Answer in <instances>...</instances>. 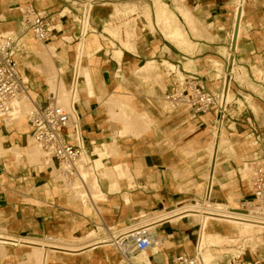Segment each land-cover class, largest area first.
Returning <instances> with one entry per match:
<instances>
[{
	"label": "bare ground",
	"instance_id": "bare-ground-1",
	"mask_svg": "<svg viewBox=\"0 0 264 264\" xmlns=\"http://www.w3.org/2000/svg\"><path fill=\"white\" fill-rule=\"evenodd\" d=\"M245 1L246 0H234L233 24L231 29L228 30L229 44L226 46H222V56L228 57L238 50L240 37L243 32ZM155 8L156 22L159 25H163L164 35H166L168 38L173 39L174 43L177 42V44L184 45L188 49L194 47V43L190 41L191 38L189 39V32L185 27V24L189 27L193 36V34H196V32H198L201 28L202 21L199 20L189 8H186L185 3L180 4V6L178 7L179 14H181V16L183 17L184 23L180 20L179 16L169 8L168 4H166L162 0H156ZM10 9L22 10L24 9V7L12 2ZM128 15L130 14L128 13ZM146 17L151 23V14L146 13ZM22 18L24 19V17ZM22 18H19L17 23L20 30L25 29L24 25L21 23V21H23ZM72 18L79 19L77 15H72ZM83 24V30L89 28V18H87ZM128 25L129 22L127 26ZM61 27V24H57L54 26L55 29H59ZM202 29L204 28L202 27ZM105 30L104 31L106 33L112 35L111 38L117 37L118 40L119 35L117 36V32L119 30L115 31L108 27ZM130 30L132 31L133 29ZM206 30L207 29H205L204 32H207ZM1 32L12 33L13 31H11L10 29H2ZM126 32L127 35L132 34V32H130L129 30ZM200 32H198V34ZM195 34L194 36H197V34ZM132 35H134V32ZM206 35L207 33H205V36ZM202 37H204L203 33ZM67 38H69L70 40L72 39V37ZM67 38H65L64 36V39L67 40ZM96 38L97 33L95 32V30H91V33L89 34V41H92ZM129 38L131 37H127L126 40ZM106 41L107 43L109 41L110 44L112 43L113 45V42L111 40L106 39ZM119 42H121L128 51L132 49V45H130V42V44L124 40H120ZM78 47L80 51L78 57L76 58V61H74L75 76L73 75V82L71 83L73 84L72 89L68 87L67 74L65 72L67 60L60 55V52H64V54H66L63 49L58 50L54 46L49 47L46 45H42L33 36H27L26 39L23 38L18 42V53L16 55V58L19 64V69L22 72L25 81L27 83L29 82L31 85L29 83L28 84L34 89L39 88L40 90H43L42 87L45 85L47 87V91H51V93H54L58 100V103L64 106L76 120L78 124L79 143L84 147L83 153L77 163L78 169L80 171L79 177L76 179H68L60 171L58 163L54 159L45 156L39 149V147L33 143L30 136L28 138V136H25L23 134L21 135L20 143H8L6 134L12 132L14 129L18 130L19 132H29L27 113L35 106L34 99L36 98V96L33 91H31V96L14 101L13 109L9 114L0 116V159H3L4 157H8L10 155L13 157L12 160L15 161L14 164L19 167L24 166L26 163L29 165L39 166L41 170L48 172L51 178H53V182L55 183L58 191L61 194L64 192H68L71 202H74L76 199L79 200L80 204L77 205V208H81L89 214L91 213V210H93L94 213L100 214L103 210V202L106 201V197H102V184L105 181L109 184L111 191H113L114 189H116L117 191H121V180H125L127 191L123 192L122 196L123 200L127 204L131 203V191L140 188V186H145V188H147V185L145 183H141L140 181V177L142 176L141 170H135L133 171L134 174H132L131 170L129 169V163L127 161L122 162L116 160V162L114 163L110 161L111 158H125L126 156L125 153L121 152L116 141L107 140L96 145L94 149L96 157L94 159L87 154L80 128L81 114L78 105L81 99V92H87L90 94V96H96V98L99 100L102 98L100 101L102 104H105L107 106L109 112L108 114H110L111 116V121H117V123L120 124V137L128 135H132L138 138L141 137L143 134L150 130L155 116L152 114V112H150L148 108H144L143 110L138 111L126 100L127 95L133 94L125 84L120 83L117 90L115 89L112 92H107L106 83L102 77V74L90 68L85 69V66L83 65V60L86 53L85 41H82ZM96 49L97 48H95L94 50ZM20 52H23L25 54L27 53V58H29L31 54H33L35 56L33 57L35 59V62H30L22 59ZM114 53L116 58L120 62L121 58L123 57V50L119 49ZM55 58L61 59V66H58L56 64ZM154 60L147 61L142 67L134 70L133 76L136 79L140 80L141 83L145 85L149 84L151 87H157L161 90V92H165L167 90V86L163 79V74L159 72L161 66H164L166 68V73L168 76L171 73H176V82H179L181 84L183 83L186 76L183 72L180 71V69H178L179 66L177 67V65L173 61L164 58L163 60L161 59L162 62H160V65H158ZM214 64V66L217 68L218 74L225 77L226 83H228L226 72L225 70H223L224 65L221 63L219 64V62H215ZM31 67L39 72L40 77H36L29 72L28 68ZM253 69L255 75H261V72L259 73L256 66H254ZM242 72V67H234L235 75ZM97 86H99L100 90ZM225 101H232L230 93L225 95L224 103ZM161 107L163 110L169 108L166 102H164L163 100ZM256 109L257 107L254 108V110ZM229 126L233 129L236 128V125L233 123ZM222 130H224L222 127L218 129V131ZM218 131L215 130L214 138L211 141L207 138V140L202 142H194L195 145L199 146V150L194 149V146H191V149H193L190 150V152H194L193 157H191L190 159L192 161H195L199 165L198 169L201 170V172H199V175L206 176L213 184H215V182L217 181L221 182V179L223 180L227 178V176H232V173L229 174V172H237V164L235 163V160L237 159L233 157L236 150L231 141L224 138ZM69 132L70 134H72V128L69 129ZM199 153H203V155ZM222 153L226 155V159L224 160H221L220 158V155ZM245 163L246 162L244 161V159L241 160L240 170L243 174L241 177L243 181H247L250 175V168L246 166ZM205 167H207V172L204 171ZM222 168H224V175L218 178L216 176V172L218 170H222ZM193 177L190 176V174H187L186 176H183V179L187 181V183H191L193 186H196V184H198L199 182L193 179ZM211 185V183L208 185V198L206 200L201 199L199 196L192 198V202H188L190 200L186 201L185 199L181 201L180 205L169 207V204L158 213H153V211L147 212L141 210V212L139 213L140 219L138 220V223L150 225L149 229L152 233L153 240L148 250L134 256L133 262L135 264H151V254L161 260V252L163 249H165V246L168 245L167 250H169L172 248L169 245L172 244L174 245V247H176L177 245L173 243V232L179 230L181 231L183 229L184 230L182 233L186 238L182 239V241H180L178 244H184L185 251L188 250V252H191V255H196L198 253L201 258V264H211L212 262H214L212 261V259H214L215 253L222 251L223 247L228 244V240L235 235L245 238L247 236L248 240H236V242L232 244V247H236L235 249H237V254H234L232 256L239 255L241 249L245 246H250L253 250H256L258 247L264 245V242L259 240L263 238L262 234H264V229L262 227L254 225L252 222L247 220L228 219L226 215L229 210L231 212H239L237 200L233 196L231 197L229 202L224 199L218 198L219 195L216 192L214 193L215 187H212ZM212 195L215 199H211ZM183 212H188V219H181V214ZM211 213L215 214L210 215ZM246 214L247 212H243L242 216ZM166 224L171 226L172 230V232H169L167 234H165V229L167 226ZM122 225L125 226L126 224ZM100 230L105 231L102 236L97 235ZM188 234L196 235L198 240L197 247H194L192 240L187 238ZM252 234L261 235V238H256L257 241L254 242V238H249V236H251L252 238ZM69 235H67V237H42L37 233H34L26 236H18L13 234L12 232H9L6 228L5 230L3 228L0 229V256H8L9 253L7 252V249L8 247H11L13 248V253L10 255H12V259H14L17 256L14 254L15 250H17L18 248H29L31 250L23 251V259L19 260L21 264L25 262H35L37 264H55L53 262V259H58L56 256L58 254L79 253L84 250L85 253L91 255L94 249H97L99 247L98 244L103 243V241L105 240L111 241L113 239V235L111 232H109V229L107 231L106 228L104 229L101 226H97L96 230L94 231L88 230L83 234L80 233L71 236ZM14 239L18 240L15 246L13 244ZM165 262L167 261L163 260L164 264L169 263V261L167 263ZM9 264H13V261H11Z\"/></svg>",
	"mask_w": 264,
	"mask_h": 264
},
{
	"label": "rangeland",
	"instance_id": "rangeland-1",
	"mask_svg": "<svg viewBox=\"0 0 264 264\" xmlns=\"http://www.w3.org/2000/svg\"><path fill=\"white\" fill-rule=\"evenodd\" d=\"M28 1H31V0H0V12H2L3 10H7L8 12H5V14H4L6 17L12 15L13 17H18V19L22 18V14H21L20 10L13 9L12 11H9V8L11 7L12 2L17 3L18 5L24 7ZM35 1L36 0H34V3H35ZM54 1L55 0H53V2ZM56 1L59 5L60 4H62V5L56 12H52L51 16H52V19L54 20V26L57 24L62 25L61 28L57 29L58 31H62V32L60 33L59 37H57V39H55L49 45H46V46H49V47L54 46L56 49H58V50L63 49L66 52V54H64V52H60V55L63 56L64 58H66V60H67L65 72L67 74L68 87L70 89H72V86H73V84H71V83L73 82L72 79L75 76L74 75L75 74L74 73L75 72V62L74 61H76V58L79 55L80 49L78 46L82 41H85V47H86V53H85L84 60H83V65L85 66V69L90 68V69H93L99 73H101L99 69H103V70L110 69L109 74H106V76H107V79L109 80V82H108L109 86L112 85L113 90L117 89L118 81H122V83L126 85V81H125L124 76L122 74H120L119 72L116 75V63L115 62H117L119 64V66H121L123 57H122L121 63H120L118 61V59L116 58L114 52L116 50H119V49H122L124 52L128 51L126 49V47L124 45H122L121 42H119L120 40H124L128 43L130 42L131 44L130 43L129 44L132 45L131 46L132 49L129 51L135 52V49H136V44H135L136 29L138 30L137 21H139L137 19L138 16L139 17L141 16V19L143 21H144V17H145V19L148 22L147 27L152 32H155V30H156L155 25H158L155 23L156 22V18H155L156 0H150V1L149 0H95L97 2V4L95 5V7L92 10L91 18H90V16H88L89 6H87L85 17H83V18L80 17L82 15L83 10H82V7H80L78 4H80V3L83 4L84 3L83 0H73V1L77 2V4L74 6H70L66 2V0H56ZM162 1L165 2L164 0H162ZM173 2L176 4V10H177L178 4H182V3L184 4V0H173ZM40 3L36 1V5L38 7H42L43 5H45L46 0H41ZM150 3H151V5H150ZM165 3L168 4L167 1ZM121 6H123V7H121ZM169 8L171 9L170 5H169ZM186 8H189V7H187V5H186ZM70 9L72 10V12L70 11ZM119 9L121 10V12ZM130 9H131V11L132 10H134V11L131 12ZM171 10H173V9H171ZM176 10H173V11L176 12ZM177 12H176V14L178 16L179 15L181 16V14H179L178 10H177ZM128 13L130 15H128ZM135 13H136V15H134ZM146 13L151 14V23L148 21V18L146 17ZM60 14H62V15H60ZM66 15H68V16H66ZM72 15H77L79 17V19L72 18ZM60 16H66L65 18L62 19L63 24L59 21ZM96 16L103 18L104 19L103 24L105 23L99 29L96 28L92 23V20ZM180 16H179L180 20L184 23L183 17L182 16L180 17ZM87 18H89V24L90 25H89V28H86L85 30H83V27H84L83 23L85 22V20ZM72 19L73 20L75 19V21H78L79 23L75 24ZM22 20L23 21H21V23L25 27L24 30H20L19 27L17 29H10L11 31H13L14 34L17 32H21V40L23 38L26 39L27 36H32L31 33L27 29V24H26L25 20L23 18H22ZM128 22H129V25L127 26ZM107 27L112 29V30H115V31L119 30L117 32L118 33L117 36L119 35L118 40H117V37L111 38L112 35H110L109 33H106L107 31L105 29ZM140 27H142V26L139 25V28ZM158 27H159V30L163 33V25L160 24V25H158ZM185 27L188 29L189 35H192L191 30L189 29V27L186 24H185ZM202 27L204 29H202ZM130 29L134 30V31L132 30L134 32V35H132L133 32ZM205 29L206 28L204 27V24L202 22V26L198 31V32H200L203 30L202 32L199 33L201 35V37L198 34V32H196L198 37L194 36L195 33L193 34V37H195V38H206L208 40H213L214 37L207 30H206L207 32H204ZM1 30H2V28H0V32H1ZM91 30H95V32L97 33V38L92 40V41H89V34L91 33ZM128 30L130 32H132V34L127 35L126 31H128ZM243 30H244V26H243ZM202 33H203L204 37H202ZM205 33H207L206 36H205ZM208 34H209V36H208ZM163 35H164V33H163ZM64 36H65V38L72 37L73 41H72V39L70 40L69 38H67V40L64 39ZM164 36L166 39H168V40L170 39L169 41L174 44V45H172L173 47L176 46L181 51H184V52L189 53V54H193L194 51H197L196 53H200V55L199 56L197 55V57L195 59L190 57V58H186V59H182V60L180 59L181 61L179 60V62L177 60L174 61L173 59H170V58L175 57L173 55H171L169 57H167V56L161 57L162 60L165 58V59L173 61L177 65V67L179 66L178 69H180V71L183 72L184 74L186 71H201V73L204 75L205 79H209V78L213 77V74H212L213 70L211 71L209 68H213V65H215L214 64L215 62H217V63L219 62V64L221 63L224 65V63H222L218 58H213V57H206L205 58V56L208 54V53H206L207 48H200L198 50V48H197L198 45L194 44V47H192L191 49H188L184 45H179V44H177V42L174 43V40L171 38H168L166 35H164ZM62 37L64 40L62 39ZM82 37H83V39H82ZM127 37H131V38L127 39L128 40L127 41L126 40ZM106 39L111 40L113 42V45H112V43L110 44L109 41L107 43ZM190 41H191V39H190ZM95 48H97V49L94 50ZM87 51H89V52H87ZM220 51H221L220 54H223V49H221ZM20 54H21L22 59H25L26 61H30V62L31 61L35 62V59L33 58L35 56L33 54H31V56L29 58H27V55H28L27 53L25 54L23 52H20ZM199 58H202V59L196 61ZM161 59H157V58L146 59L142 63H140L141 65H139L138 67L133 69L132 73L134 70L142 67L147 61L154 60L158 65H160V62H162ZM224 60H225V58H224ZM225 61H226L225 64L227 67V60H225ZM55 62L58 66H61V64H62L60 58H55ZM185 64L189 65V67L186 68ZM226 67L224 65L223 70L224 69L226 70ZM237 67L238 66L236 65V68ZM257 68H258L259 73L261 72L260 73L261 75L257 76L254 73L255 78L260 80V81H264V74H262V73H264V70L260 69V67H257ZM28 70L34 76L40 77L39 72H37L34 68L31 67V68H28ZM126 71H127V73H125L126 78L127 79L130 78L128 80H132L133 82L136 81L138 85L141 84L140 80L136 79L133 76H130L129 70H126ZM159 72L161 74H163V79H164L165 84L167 86V90L165 92H163V96H162V100H164L163 99L164 94H167L173 88L174 82L176 81V77H175L176 73H171L170 74L171 76L170 75L168 76L166 73L167 72L166 68L164 66H161V69ZM185 76H186V74H185ZM245 76H246V72H245V70H243L242 73H237L234 76L235 77L234 79H236L238 81H242V79ZM116 77L118 79L117 83H116ZM147 86H150V85L147 84ZM42 89L43 90H40L38 88L35 90H40V91H43L42 93H47V94L51 93V91L50 92L47 91V87L45 85L42 87ZM249 89L250 90L245 91V93H241V92L237 93L236 89H234V88L232 89V91L230 92L232 101H230V102H233V103H232L231 107H229V115L228 116L237 115L241 111H244V112L248 111L249 115H251V116L254 115L256 117L260 116L264 113V89H262L261 91L258 90L257 88L253 89V88L249 87ZM112 91H110V92H112ZM33 93L36 96V93L34 91H33ZM248 94H252L253 96L251 97ZM87 95L90 96V94L87 92H81L80 102H81V100L83 102L85 100L84 96L86 97ZM87 99L90 100L89 103H94L95 100H91V99H96V96H90ZM96 100L98 102H100L99 99H96ZM80 102H79V104H80ZM237 102H238V104H237ZM256 107H257V109L254 110V108H256ZM93 109L99 111V114L106 113V111L108 110L106 108V106L103 105L102 103L98 106L96 104H94ZM142 109H140V110H142ZM159 110L164 112V113L169 112V114L166 113V115L170 116V117H174L173 121H183V123H180L178 126L179 127L182 126L184 129V132L186 131L184 133L185 134V138H184L185 157L183 158L184 159V165H183L184 171L182 173V178H180L179 181H177L179 183H182V185L184 186L183 187L182 185H178V189L180 191H184V193H188L187 196L189 198L193 197V196L194 197H197V196L204 197L205 194L207 195L208 185L211 183L212 184L211 186L215 187L214 193L216 192L219 195V197L218 196L217 197L224 199L227 202L230 201L232 196L236 198L237 196H240L239 194L247 193V189H248L247 188V181L246 180L243 181L241 179V177L243 175L241 173V170H240L241 160L244 159V155H246L245 151L247 150L248 147H250L248 145L251 142V140L253 142L255 140H257L258 145L260 146L262 143V140H263V135L260 137H257L259 135V132L252 134V131H249V134H251L253 136V138L251 140L247 141L244 138V136L247 134V133H244V131L246 129V125H245L246 123L241 121V120L237 121L235 124L236 129H232L230 127L233 130V131H231L229 128V125L232 124V120H230L229 122H226V119H227V117H226L224 120L225 121L224 128H223L224 130L218 131V132L221 133V135L224 138L230 140L232 145L234 146V148L236 150L233 157H235L237 159V160H235V163L237 164L236 165L237 166V169H236L237 172L231 171V172H229V174L232 173V176H230V177L227 176V178H225L223 180L221 179V182L217 181V182H215V184H213L206 176L199 175V172H201V170L198 169L199 165L195 161H192L190 159L191 157H193V153H194V152L193 153L190 152V150L193 149V148L191 149V146H194V149H196V150L200 149L199 146L195 145L194 142H200V141L202 142V141L207 140V138L210 141L213 140V138H214L213 134L215 132L214 122L216 120L215 114L212 113L211 115H208V116L199 117V116L190 115V113L188 111H186L185 109L177 110V111H176V109L172 110L169 108L168 109L166 108L165 110H163L162 107L153 109V111L155 113H158ZM171 111H174V112L170 113ZM108 115H109L110 120H111L110 114H108ZM201 119H206L204 121L205 125L202 124L201 126H199V124L202 121ZM115 125L120 126L119 123H115ZM172 125L173 124H169V126H172ZM174 125H175L174 127L176 128V124H174ZM80 126H81V121H80ZM81 132H82V130H81ZM23 134L25 136H28V138H29V134L27 131L19 132L18 130L14 129L12 132L7 133L6 137L8 139V143L9 144H11V142L20 143L21 142V135H23ZM118 137H119V135L116 134V132H115V134L113 136H111L108 140L114 139L117 142ZM82 139L84 140L83 136H82ZM84 143H85V141H84ZM98 144H100V142H97L93 145V152H94L95 146ZM84 145H85V148H86V146H88L87 143H85ZM117 145H118V143H117ZM258 145L252 146L250 148L259 147ZM238 152H241L242 154L240 153L241 154L240 155ZM87 154L90 155L88 152H87ZM199 154L203 155V153H199ZM225 156L226 155L224 153H222L220 155L221 160L226 159ZM12 158L13 157L9 155L8 157H4L3 159H0V169L1 170L5 169V170L0 171V174L1 175L3 174L1 179L6 180L5 182H8V185L13 186L12 189H6V193L9 197H11L12 199L15 200V203H18V202L20 203V201H24L22 203H23L24 208H25V211H24V215L26 217L25 222L28 223V224H26V227H32L33 229H35L34 224L36 223V220H43V219H45L46 215H55V214L58 215V214H60V212H62L60 215L63 218V227H62L63 231L65 229L71 231L72 226H73L72 230L75 232L74 234H80V233L83 234L88 230L94 231V230H96L97 226L98 227L101 226L104 229L106 228L107 231H108V229L114 228L115 223H109L108 224L106 222V220L102 217V212L100 214L99 213L97 214V213H94L93 210H91V213L89 214L85 210H82L81 208H77V205L80 204L79 200L76 199L74 201V203H72L70 201V195L68 194V192H64L61 194L58 191L55 183L53 182V178H51V176L49 175L48 172L41 170V168L37 165H29L27 163L24 166L19 167L16 164H14L15 161H13ZM91 158H93V159L95 158V153H94V156ZM123 159H124V157L123 158L122 157H115V158H111L110 161L113 163L116 162V160L126 162ZM129 169L131 170V173L134 174L133 173L134 170L131 169L130 165H129ZM138 169L140 170L139 167H137L135 170H138ZM206 169H207V167H205V169H204L205 172H207ZM227 173H228V171H227ZM187 174H190V176H192V177L194 176L193 179H195L199 183L196 184V186H193L191 183H187V181H185L183 179V176H186ZM222 175H224V168H222V170H218L216 172V176L218 178H220V176H222ZM175 185H176V183H175ZM215 185H217V186H215ZM227 188H228V190H227ZM139 189H148V187L145 188V186H142ZM233 189H235V190H233ZM175 190L177 191V188ZM21 192H24L25 195H27L28 197L17 198V196L20 195ZM187 196L181 198L180 200L177 199L173 203H168V204L162 205L160 207L145 208V209H143V211H147V212L153 211V213L154 212L158 213V212L162 211L164 207H167V205H169V204H170L169 207H175L177 205H180L181 201H183L185 199H186V201L189 200V198H187ZM190 199H192V198H190ZM211 199H215L213 195H212ZM124 203H125V201L123 200V204ZM124 205L128 206L130 204L125 203ZM61 207H68L69 209L73 210V212L70 210H67V209H63ZM66 211L69 213H65ZM139 213L135 214V216L131 217L130 219L122 220V221H120L116 217V225L125 224L129 221H132V219H134L135 217L139 218ZM17 214H18V212L16 211L15 207L8 208V210L5 212V217H0V229L4 228V230H5V228H6L8 231L15 229L17 226L16 225ZM19 215H22V212H20ZM166 225H168V224H166ZM168 228H169V230H171V226L168 225ZM104 233H105L104 230H100L97 233V235L102 236ZM31 234H34V233H31ZM252 235H253L252 238H251V236H249V238L250 239L254 238V240H253L254 242L257 241L256 238H258V237L261 238L260 237L261 235H256V234H252ZM23 236H26V235H23ZM40 236H42V235H40ZM42 237H44V236H42ZM262 237L263 238H261L259 240L264 242V240H263L264 234H262ZM182 238H183V235H181V234H178V235L175 234L174 235V238H173L174 242L173 243L177 244V246L174 247V245H172V244L169 245L170 247H173V248H171L168 251V254L172 255L175 253L176 250H179V252L182 253V251L184 250V244L178 245V242ZM189 239L192 240L193 246L197 247L198 240H197L196 235L191 234L189 236ZM239 239H247L248 240V237L246 236V238H245V237H240L238 235L231 237L228 240V244H226L224 246L225 248L223 247L222 251L215 253V257H214V259H212V261H214V262L211 261L212 262L211 264H217L216 263L217 260H222L224 257V253H229L230 255L237 254V249H235L236 247H232V244L234 242H236V240H239ZM248 243H250V242H248ZM167 246H165L166 249L168 248ZM227 246L229 247V249ZM105 247H109V245L107 244V245H105ZM18 249H20L21 253H23V251L31 250L29 248H18ZM234 249H235V251H234ZM163 251H164V249L162 250L161 255H164ZM7 252L9 254H12L13 248L8 247ZM233 252H235V253H233ZM260 252H264V246L261 248ZM185 253L190 254L191 252H188V250H186ZM71 254H76V253H71ZM151 255H153V254H151ZM20 256L21 255H19V256L17 255V257L12 259L13 264H21L20 261H18L16 263V258H19V260L23 259ZM1 257H3V256H0V258ZM217 257H218V259H217ZM5 262L6 261H4V264H5ZM53 262L55 264H59L58 259H53ZM31 263L37 264L35 262H31ZM31 263L25 262L23 264H31ZM165 263H167V262H165Z\"/></svg>",
	"mask_w": 264,
	"mask_h": 264
},
{
	"label": "crops",
	"instance_id": "crops-1",
	"mask_svg": "<svg viewBox=\"0 0 264 264\" xmlns=\"http://www.w3.org/2000/svg\"><path fill=\"white\" fill-rule=\"evenodd\" d=\"M36 1L40 3L41 0H36ZM36 1L34 3V0H31L28 1L27 3H32L35 6V8L38 10L46 9L50 13L56 12L62 5V4L59 5L56 0L54 2L53 0H46L45 5H43L42 7H38L36 5ZM164 1L168 2L171 9L176 10V4L173 2V0H164ZM184 3L185 5H187V7H189V9L194 13V15L203 22L204 27L214 37L213 40H208L206 38H195L192 35H189V38H191V41L194 44L198 45L197 46L198 50L200 48H207L206 53L208 54L205 56V58L206 57L218 58L222 63H224L226 67L225 64L226 61L224 60L223 56L220 54L221 53L220 50L223 49L222 48L223 45L226 46L229 43V40L226 37V32L231 29L233 24L234 0H184ZM179 6L180 4H178L177 6L178 11H179L178 9ZM12 10L13 9L9 8V11ZM2 12H0V28L17 29L18 17H13L12 15L6 17L4 14L5 12L8 11L3 10ZM134 15H136V13ZM137 19L139 21H137L138 30L136 29L135 52L123 51L124 56L123 59L121 58L122 65L119 66V64L115 62L116 75L119 72L124 76L126 81V86L133 94V95H127L126 100L138 111H141L140 109L142 108L143 109L148 108L153 113L155 118L150 130L147 131L145 134H143L141 137L138 138L132 135H128L124 137L119 136L117 138V143L121 152L126 154L123 160L129 163L131 169L135 171L137 167L140 168L142 173V176L140 177V181L143 184L145 183L148 189L138 188L131 191L130 193L131 203L130 205L125 206L123 204V196H122L123 192L127 191L125 180H121V191L118 192L116 189L111 191L109 184L106 181L102 184V191H103L102 197H106V201L103 202L104 204L102 210V217L106 220L108 224L115 223V225H116V217L120 221L127 220L135 216V214L139 213L141 210L145 208L160 207L168 203H173L177 199L180 200L181 198L188 195V193H184V191H180L178 189V185L182 183L177 182L179 181L180 178H182V173L184 171L183 158L185 157V152H184L185 134H183L184 133L183 127L178 126L180 123H183V121H173L174 117H170L166 115V113L169 114V112L164 113L159 110L158 113H155L153 109L161 107L162 104L161 98L163 96V92H161L159 88L150 87L143 83L138 85L136 81L133 82L132 80H128L130 78L127 79L125 73H127L126 70H129L130 76H133L132 70L138 67L139 65H141L140 63H142L144 60L149 58L161 59V57H166V56L169 57L173 55L175 57L172 56L173 58L170 59H173L174 61L177 60L179 62L180 59L182 60L190 57L195 59L197 55L198 56L200 55V53H196L197 51H194L193 54H189L184 51H181L176 46L173 47L172 45L174 44L170 42L168 39H166L163 33L159 30L158 27L159 24L155 25L156 30L155 32H152L147 27L148 22L145 19V17H144V21L141 19V16L137 17ZM59 21L63 24V21L60 20V18ZM103 22L104 19L98 16L94 17V19L92 20L93 25L98 29L105 24V23L103 24ZM155 23L157 24V22ZM139 25L142 27L139 28ZM243 26H244V30L240 37L238 50L235 54L236 63L234 64V67L236 65L240 68L242 67L243 70H245L246 72V76L242 79V81H238L235 79L238 82L233 83L234 86L233 88L236 89L237 93L239 92L245 93V91L250 90L249 87L253 89L257 88L258 90L261 91L262 89H264V81H260L255 78L253 66L260 67V69L264 70V0H246L245 15L243 17ZM17 34L21 35V32H17ZM201 59L202 58H199L196 61ZM185 67L187 68L189 66L185 64ZM230 67L231 64L229 65L227 63L226 68L230 70ZM209 69L211 71L213 70V68H209ZM99 70L102 74L103 79L105 80L106 87L108 90L107 92L112 91L113 90L112 85L109 86L108 83L109 80L107 79L106 76V74H109L110 69H105V70L99 69ZM233 74L234 77L235 73ZM226 75L228 81V74L226 73ZM209 79H206L207 82L209 81ZM117 81L118 79L116 77V83ZM120 83H122V81H118L117 89ZM208 84L210 86H213L216 83L209 81ZM97 87L99 89V86ZM34 92L36 93V100L39 104H43L47 101V95H48L47 93H42L43 91L40 90H34ZM248 95H250L251 97L253 96L252 94H248ZM87 98L89 97L84 96L85 100L83 102L81 100L79 104V110L81 114V120H80L81 130L85 143H88L89 141H95V143L97 142L101 143L103 141L108 140L111 136L115 134V132L116 134L119 135L120 126L115 125L117 121L114 122L110 120V117L108 115V110L106 111V113L99 114V111L93 109V105L96 104L98 106L101 104V101L98 102L96 98V99H91V100H95V102L93 101L94 103H89L90 100H88ZM182 109H185L190 113V115L193 116L204 117L212 114V113H207V114L197 115L184 107L178 108L176 109V111ZM173 112L174 111H171L170 113ZM248 118H250V122L252 126L246 123L245 121H243L246 123L245 124L246 129L244 133L248 134L249 131H252L253 134L259 132V135L257 137L263 135V140L261 145L260 146L258 145L259 147L247 148V150L245 151L246 155H244V160L249 159L252 155V152L256 148L260 149L264 154V113L257 117L248 114ZM201 120L202 121L199 124V126L204 124V121L206 119H201ZM169 124H173V125L169 126ZM174 124H176V128L174 127L175 126ZM90 150L92 151V157H93L94 156L93 146L90 147ZM238 153L240 154L241 152ZM2 170L0 169V171ZM175 174L176 176H174ZM2 176L3 174L1 175V177ZM141 187L142 186H140V188ZM12 188L13 186L8 185V182L4 181V189L0 191V217H5V212L10 207H15L16 211L18 212L17 223H16L17 226L15 229L9 232H12L13 234L18 236L29 235L31 233H38L39 235H42L44 237L46 236L67 237V235L69 234H70L69 236L75 235L74 234L75 232L72 230L73 226L71 228V231L67 229H65L64 231L62 230L63 218L60 215L62 212H60V214L58 215L57 214L46 215L45 219L43 220H36V223L34 224L35 229H33L32 227H26V224L28 223L25 222L26 221V217L24 215L25 208L22 203L24 201H20V203L19 202L15 203V200L9 197L6 193V189H12ZM176 188L177 191L175 190ZM247 188H248L247 193L242 195L240 194V196L236 197L237 202L241 197L249 195L248 181H247ZM25 197L28 196L25 195L24 192H21V194L17 196V198H25ZM187 198L189 197L187 196ZM61 208L73 212V210L69 209L68 207H61ZM20 212H22V215H19ZM65 213H69V212L66 211ZM183 230L175 231L173 232V235L181 234L183 235L182 239H184L186 237L182 233ZM169 232H172V230H169L167 225L165 229V234ZM190 235L191 234H188L187 238H189ZM182 239L180 241H182ZM169 250H167L166 248L164 249L163 251L164 255H162L161 258L162 261L156 256L151 255L150 256L151 263H163V260L170 262L174 256L178 254H186L185 248L183 251L181 250L182 253L179 252V250H176L175 253L172 255L168 254ZM83 252L84 250L76 254H58L56 256L59 260V264H118L120 261V255L115 249H113L110 246L98 247L97 249H94L91 255H88L87 253L85 252L83 253ZM14 254L18 256L21 255V258H23L20 249L15 250ZM3 260L6 261L5 264H9L12 261V255L9 254L8 256L1 257L0 264H4ZM18 261L19 258H16V263Z\"/></svg>",
	"mask_w": 264,
	"mask_h": 264
},
{
	"label": "built area",
	"instance_id": "built-area-1",
	"mask_svg": "<svg viewBox=\"0 0 264 264\" xmlns=\"http://www.w3.org/2000/svg\"><path fill=\"white\" fill-rule=\"evenodd\" d=\"M66 2L70 6L77 4L73 0H66ZM83 2V4H78L83 10L80 17H85L87 6H89L88 16L91 18L92 10L97 2L95 0H83ZM20 11L27 24L28 31L42 45H49L62 32L54 28V20L51 13L46 9L38 10L32 3H27L24 9ZM66 16H60L59 18L62 20ZM73 22L75 24L79 23L74 20ZM226 37L229 40L228 31ZM19 40H21L20 34L0 32V116L9 114L13 109L14 101L31 96V91L35 90L25 81L19 69L16 58ZM236 52L228 57L223 56L227 63L231 64L230 70L224 69L228 74V83H226L225 77L218 74L214 65L213 77L209 79V81L216 83L213 86L208 84L200 71H186L183 83L175 81L173 88L167 94H164L163 101L166 102L169 109L174 110L184 107L197 115L214 113L216 118L214 129L216 131L220 127L224 128L226 117V122L232 120V123L236 124L237 121L241 120L252 126L250 118H248V111H241L237 115L228 116L229 107L233 102L225 101L224 103L225 95L232 91L233 83H237L233 77ZM34 102L35 106L27 113L28 134L33 143L39 147L45 156L54 159L58 163L60 171L68 179L78 178L80 171L77 163L84 147L79 143L76 120L64 106L58 103L54 93H48L47 101L43 104H39L36 98ZM71 128L73 130L72 134L69 132ZM232 129L230 128L231 131H233ZM244 138L249 141L253 136L248 133ZM250 143L248 145L250 147L258 145L257 140L254 142L251 140ZM87 144L86 150L92 157L90 147L95 144V141H89ZM244 161L246 166L250 168V175L247 180L249 195L241 197L237 202L239 212L229 210L226 216L228 219L250 221L264 229V154L256 148L251 157ZM3 189L4 180L1 179L0 174V191ZM190 198L188 202H192ZM200 198L206 200L208 196L205 194L204 197ZM243 212H247V214L242 216ZM214 214L211 213L210 215ZM138 219V217H135L132 221L125 223V226L122 224L115 225L114 228L109 229L113 239L98 244L100 247L108 244L115 249L120 255L118 264H135L133 262L134 256L148 250L152 244L153 238L149 229L150 225L139 224ZM181 219H188V212H183ZM13 242L15 246L18 240L14 239ZM263 246L258 247L256 250H253L250 246H245L241 249L240 254L236 256L225 253L223 259L217 260L216 263L264 264V252H260ZM167 264H201V258L198 253L196 255L178 254Z\"/></svg>",
	"mask_w": 264,
	"mask_h": 264
}]
</instances>
